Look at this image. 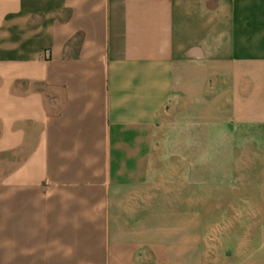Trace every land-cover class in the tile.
Instances as JSON below:
<instances>
[{
	"label": "crops",
	"instance_id": "0c3cea01",
	"mask_svg": "<svg viewBox=\"0 0 264 264\" xmlns=\"http://www.w3.org/2000/svg\"><path fill=\"white\" fill-rule=\"evenodd\" d=\"M0 264H264V0H0Z\"/></svg>",
	"mask_w": 264,
	"mask_h": 264
}]
</instances>
